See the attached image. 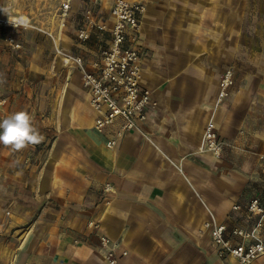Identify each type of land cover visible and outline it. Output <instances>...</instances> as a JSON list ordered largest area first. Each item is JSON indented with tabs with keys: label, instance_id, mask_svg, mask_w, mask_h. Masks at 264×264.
Here are the masks:
<instances>
[{
	"label": "crops",
	"instance_id": "obj_1",
	"mask_svg": "<svg viewBox=\"0 0 264 264\" xmlns=\"http://www.w3.org/2000/svg\"><path fill=\"white\" fill-rule=\"evenodd\" d=\"M130 1L147 6L142 84L156 106L144 135L129 132L107 148L121 121L95 129L80 71L59 54L74 85L44 123L42 150L11 170L0 264H108L101 235L118 244L119 264H238L218 255L204 224L243 225L234 205H264V0ZM95 37L56 50L93 54ZM227 68L234 85L216 106ZM209 122L227 144L221 159L199 152Z\"/></svg>",
	"mask_w": 264,
	"mask_h": 264
},
{
	"label": "built area",
	"instance_id": "obj_2",
	"mask_svg": "<svg viewBox=\"0 0 264 264\" xmlns=\"http://www.w3.org/2000/svg\"><path fill=\"white\" fill-rule=\"evenodd\" d=\"M75 0H63L59 8V28L69 26ZM93 7L84 9L78 23L75 39L79 46L88 45L94 35L98 49L86 55L57 52L63 57L65 66L80 71L84 90L89 95V105L96 114L95 129L103 133L108 127L121 121L120 128L108 140L106 146L114 149L119 140L129 132L144 135V124L148 122L149 110L156 106L152 91L143 86V57L140 39L142 22L147 13L144 3L130 0H115L104 18L99 11L100 3L93 0ZM33 28L28 17L4 16L0 14V38L11 49L22 48L16 33ZM49 36L53 38L52 33ZM234 85V71L227 68L222 74L216 106L223 104L231 95ZM7 100L0 99V106ZM243 134V131H240ZM226 142L219 136L216 128L209 122L204 130L199 152L209 153L215 159H221ZM264 159V157H262ZM112 190L111 185L105 191ZM233 211L240 212L243 225L228 228L211 219L204 224L210 230L213 243L221 258L231 257L238 264H253L264 255V205L253 198L242 207L234 205ZM10 213H7L9 216ZM88 227L99 230L100 222H90ZM100 247L105 251L104 260L108 264H119L118 244L106 235L100 237Z\"/></svg>",
	"mask_w": 264,
	"mask_h": 264
},
{
	"label": "rangeland",
	"instance_id": "obj_3",
	"mask_svg": "<svg viewBox=\"0 0 264 264\" xmlns=\"http://www.w3.org/2000/svg\"><path fill=\"white\" fill-rule=\"evenodd\" d=\"M115 0H98L106 14ZM63 0H0V14L4 16L22 15L31 20L33 28L16 33L22 48L11 49L0 38V99L7 100L0 106V120L9 114L25 110L33 117L34 125L42 134L49 114L56 111L59 101L67 95L74 83L73 77L60 68L56 47L69 46V39L75 37V28L93 0H75L66 35L59 28V8ZM52 33L53 38L49 36ZM61 37V38H60ZM53 115V114H52ZM34 150L26 147L13 151L0 144V199L8 197L4 207L9 208L14 179L11 170L24 165L34 151L42 150V142ZM18 192L23 190L18 187ZM17 188H15L16 191Z\"/></svg>",
	"mask_w": 264,
	"mask_h": 264
},
{
	"label": "clouds",
	"instance_id": "obj_4",
	"mask_svg": "<svg viewBox=\"0 0 264 264\" xmlns=\"http://www.w3.org/2000/svg\"><path fill=\"white\" fill-rule=\"evenodd\" d=\"M3 81L0 80V83ZM44 140L28 111L20 110L0 120V144L20 151Z\"/></svg>",
	"mask_w": 264,
	"mask_h": 264
}]
</instances>
